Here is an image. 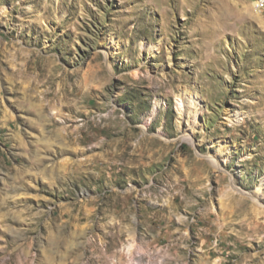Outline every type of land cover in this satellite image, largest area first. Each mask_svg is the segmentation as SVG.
I'll return each instance as SVG.
<instances>
[{
  "label": "rangeland",
  "instance_id": "obj_1",
  "mask_svg": "<svg viewBox=\"0 0 264 264\" xmlns=\"http://www.w3.org/2000/svg\"><path fill=\"white\" fill-rule=\"evenodd\" d=\"M258 1L0 0V264H264Z\"/></svg>",
  "mask_w": 264,
  "mask_h": 264
},
{
  "label": "bare ground",
  "instance_id": "obj_2",
  "mask_svg": "<svg viewBox=\"0 0 264 264\" xmlns=\"http://www.w3.org/2000/svg\"><path fill=\"white\" fill-rule=\"evenodd\" d=\"M257 3H264V0H259ZM257 7H261V6H257ZM182 110V108H180ZM226 121L230 122V125L232 126L233 124H235V121L232 117V115L230 113L226 114ZM191 136V134H184V138H189ZM191 138V137H190Z\"/></svg>",
  "mask_w": 264,
  "mask_h": 264
},
{
  "label": "built area",
  "instance_id": "obj_3",
  "mask_svg": "<svg viewBox=\"0 0 264 264\" xmlns=\"http://www.w3.org/2000/svg\"><path fill=\"white\" fill-rule=\"evenodd\" d=\"M256 6H261L263 8L264 3H256Z\"/></svg>",
  "mask_w": 264,
  "mask_h": 264
}]
</instances>
